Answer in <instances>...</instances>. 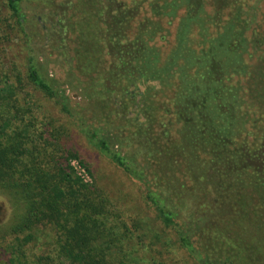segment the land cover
I'll return each mask as SVG.
<instances>
[{"label":"trees","instance_id":"obj_1","mask_svg":"<svg viewBox=\"0 0 264 264\" xmlns=\"http://www.w3.org/2000/svg\"><path fill=\"white\" fill-rule=\"evenodd\" d=\"M3 2L25 51L24 74L0 66V187L26 203L12 228L18 241L48 229L57 254L50 264H126L117 216L72 161L90 166L20 102L17 83L26 80L140 184L163 230L196 264H264V94L252 99L232 80L254 85L248 58L264 62L259 0ZM35 2L53 21L43 8L31 12L40 40L27 10ZM64 40L78 44L82 76L50 71L52 50L73 60Z\"/></svg>","mask_w":264,"mask_h":264},{"label":"rangeland","instance_id":"obj_2","mask_svg":"<svg viewBox=\"0 0 264 264\" xmlns=\"http://www.w3.org/2000/svg\"><path fill=\"white\" fill-rule=\"evenodd\" d=\"M37 7L41 8V11L42 8L46 11L47 17L45 14L44 16L49 25L53 21L50 18L49 8L40 3H32L31 7L27 9L31 18L32 32L39 31L40 35L36 39L40 40L43 39L40 24L31 14L34 10L38 12L37 14L41 13ZM9 18L10 14L5 8L3 0H0V59H2L0 66L8 69H18L24 74L26 71L24 47L18 33L11 29L10 25H13V22L11 20L8 23ZM257 20L261 22L262 28H264V0H259ZM175 27L176 24H173L170 39L173 38ZM59 43L66 45L69 51L68 55L73 60L70 63H63L62 60H57V51L52 50L56 53H47L49 58L54 60L49 63L50 71L62 79L65 78L68 69H71L76 76H82L78 71L77 63L79 58V53H77L78 44L71 40L60 41ZM164 45L169 46V42L164 43ZM259 56L256 53L248 58L255 75L254 85L247 83L245 78L237 79L236 76L232 78L233 82L238 80L244 89L248 88L252 99L255 96V98H258L264 94V73L261 72L264 62L260 64ZM104 58L106 64L102 65L99 71L108 68L109 61L107 59L109 57L105 56ZM17 85L21 87L22 91L20 102L24 106L37 109V112L35 111L36 117L41 119L40 122L51 124V132L53 129L60 132L59 135L62 136L60 142L64 146L78 151L90 166L91 173L84 169L78 160L72 161L80 175L106 199L105 204L118 217L113 216L111 220H114L112 222L114 226L118 225L120 230H124V233L120 235L127 253L124 262L126 264L129 262L130 264H196L188 253L179 244L175 243V234L169 230H163L161 223L155 218L154 211L145 201L140 184L100 154L97 149L89 145L74 124L61 112L60 108L55 103L47 100L41 91L29 85L26 80L17 83ZM152 85H154L155 91L159 88L157 83ZM145 87L146 85L139 83L137 90L141 92L145 90ZM70 95L73 103L80 102V105L84 104L78 92L71 91ZM169 95L171 96V91L170 93L167 91L163 95L160 94L162 99L167 101ZM246 96L247 92H245ZM254 102L256 103V99ZM25 209L26 203L23 200H15L0 187V264H50L52 260L56 261L57 254H52L54 250L52 243L56 241V237L53 239L51 231L48 229L35 233L34 238L29 241H24L27 238L25 234H20V240L24 245L22 252H18L17 247L22 242L18 241V237L13 234L12 228Z\"/></svg>","mask_w":264,"mask_h":264}]
</instances>
